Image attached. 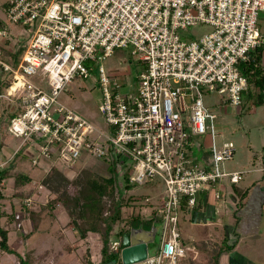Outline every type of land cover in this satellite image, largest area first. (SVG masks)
Here are the masks:
<instances>
[{"label": "built area", "instance_id": "built-area-1", "mask_svg": "<svg viewBox=\"0 0 264 264\" xmlns=\"http://www.w3.org/2000/svg\"><path fill=\"white\" fill-rule=\"evenodd\" d=\"M5 13L10 23L33 27L14 64L5 60L10 30L0 25V83L21 108L8 132L38 151L33 165L58 162L70 170L89 154L114 163L119 177L128 173L131 185L160 179L165 191L151 216L162 224L161 247L143 264H179L192 251L179 230L183 206L194 209L203 191L219 199L224 179L238 184L245 174L225 170L236 147L217 143V115L203 96L216 92L227 105L243 104L249 83L239 66L264 44V0H11ZM199 25L212 32L189 39V28ZM118 48H132L145 64L137 85L105 69ZM96 68L108 132L59 101ZM195 151L208 156L199 160ZM6 164L0 160V173ZM120 246L111 243L114 251Z\"/></svg>", "mask_w": 264, "mask_h": 264}, {"label": "rangeland", "instance_id": "rangeland-1", "mask_svg": "<svg viewBox=\"0 0 264 264\" xmlns=\"http://www.w3.org/2000/svg\"><path fill=\"white\" fill-rule=\"evenodd\" d=\"M10 1L11 0H0V22L10 30V41L8 42L9 51L7 50L5 53V56L7 57L5 58V60L12 63L9 57L20 50L24 52L31 37V34L28 32V30L30 28L33 29V27L20 26L12 24L8 21L5 13V8ZM260 28L262 32H264L263 13H261L260 15ZM210 32H212V28L207 25L191 27L189 28V33L191 35L188 38L194 40ZM103 65L108 74L118 77L123 81L124 84H127L129 83V81H131L134 85H137V78L145 67V64L143 62L132 55V48L116 49L111 57H108L103 61ZM2 78L5 82L8 80L7 75L2 76ZM124 91H127V89H124ZM5 94L6 93L4 92V95L0 96V124H2L3 128L2 140L8 144L12 142L14 144L13 147H16L17 144L21 143V140L15 138L8 132V126L10 119L20 112L19 105L17 103V100L8 99ZM102 97L103 93L99 84V71L98 68H96L94 72H92V76L90 79L77 77L71 84H69L67 90L61 93L59 101L81 116L88 119L99 129H103L104 131L108 132L109 126L106 123L104 115L99 108ZM255 97V93H252L251 96L244 93L242 97L243 104L240 107H233L227 105L225 103V99L221 98L218 93L204 92L203 98L206 106H208L210 110L217 115V143L222 144L223 142H230L233 143V145L236 147L234 158L232 160H227L224 163V168L228 172L237 170L239 171L243 170L244 168L251 169L255 167H261V161L264 157V103L262 105H256L255 101L257 98ZM206 137V143L208 146H210L211 139L209 136ZM195 154L196 156L198 155L197 158H199V155L201 153L199 151H195ZM106 162L107 161L103 159L93 158L89 154H85L84 158L81 159V162L78 165H75L70 170H67L63 167L62 168L67 174L66 178L69 181L75 182L80 179H90V177L94 175H97L99 177L110 176L111 174L108 172ZM56 163L57 162L41 161L37 165L32 164L33 167L43 168L48 171V174H46L44 178H42L43 173L39 171L34 173V170H31L29 168L25 170L28 174L35 176V178H33L32 180V183L28 184L25 187V191H23V196L21 197L23 201H21L20 205L22 207V210H24L23 216L25 215V227H28L29 225L31 226L29 220H31L32 223L34 222L36 224L38 221H40L41 215L45 213L43 227L46 229L51 228L55 224V221L54 223L52 221V218L54 216L51 215H54L53 212L48 216L49 211L46 210L48 201L54 199L66 190L74 192L77 189V187H70L69 185H67V182L63 181L60 175L54 172L55 170L53 169L56 168L53 167V165H55ZM119 176L120 175H118V177ZM252 177L253 176H250V174H247L245 172V180H248ZM124 178L125 176L120 177L117 180L120 198H122L124 202V218L127 219L131 216L135 217L138 215L140 221L137 222L136 227L145 229L151 228L152 222H149L146 216H140V211L144 207L152 209L154 205H156V203L158 204L160 202V199L165 191L164 183L160 179H155L143 185H132L127 189L124 186ZM243 180L240 183L236 184V186L242 187V185H244ZM222 182L225 184V186L228 187V191L223 192L222 199L220 200L222 206L219 210L218 222L222 224L221 226L204 227L191 225L193 223H191L187 218L185 219V216L187 215L184 212H181L179 220V230L182 235V240L185 242L186 247L194 246L195 249L187 254V257L185 259L180 260L179 264H210L209 260L211 259L213 253H215L213 251L211 252L210 250H213L215 246L218 247V244L214 245L207 243L209 237L211 236L213 238V241L219 242L220 238H225V226L230 225V222L234 221L231 211L232 208L230 206H234L231 190L234 186L226 179H224V181ZM1 188H3V190H6L7 194L12 195L10 199L18 197L17 195H20V193H17L14 190L12 191V185L6 184V186H3ZM146 197H149L151 199V202L149 204H144V199ZM27 198L32 199V207H28L24 202ZM60 209L64 210L63 207H60ZM33 213L35 215H38L36 216L38 217V220L33 219ZM3 215L7 214H4V212H0V217H2ZM21 220H24V218ZM21 220H19V222H21ZM10 222V224H12L13 221ZM51 223L53 225H51ZM10 224L8 226H10ZM60 224H62L63 228H67L70 225H67L66 222H60ZM121 226H123V223L119 224L116 229L118 230ZM157 227L159 229V232L157 233L155 243L157 246H160L162 224L157 223ZM203 243L210 244L209 246H206L207 249L209 248L210 250L205 251L199 249L200 247L197 248L198 245ZM247 243L252 245V254H254L255 256H253L250 251L247 250ZM240 246L239 249L242 253H250L252 255V258L257 260L259 264H264L263 254L258 255L261 251H259L258 248L262 247V250L264 251V233L260 234V236H252L250 238L248 237L244 241L243 246ZM208 251H210L211 254H209ZM97 252L100 253V250H95V253L93 254H95V256H99ZM3 254L4 252L0 250V256ZM153 254L154 253H152V255ZM30 255H28L25 259H28ZM84 256L83 257L86 260L84 264H88L87 259L90 255H85L84 253ZM81 257L82 256L79 255V258ZM18 261L19 260H17V262L11 261V264H18ZM41 264H43V262Z\"/></svg>", "mask_w": 264, "mask_h": 264}, {"label": "crops", "instance_id": "crops-1", "mask_svg": "<svg viewBox=\"0 0 264 264\" xmlns=\"http://www.w3.org/2000/svg\"><path fill=\"white\" fill-rule=\"evenodd\" d=\"M0 25L3 24L0 22ZM262 65L264 67V54ZM19 111H21L20 107ZM2 131V124H0V160L7 163L4 170L8 169L7 178L3 179L0 184V192L2 193V197H0V212H4V214H7L3 215L0 218V227L8 231L9 247L13 251L19 253L24 258H27V256L31 254L29 256V261L31 264H33V261L34 264H41L42 262L43 264H84L86 261L84 259V253L85 255H90L87 259L88 264H101L102 240L100 235L91 232L87 235L86 238H81L75 227L70 223V218L66 210L60 209V207H62L60 205H58V208L53 211L54 215H51L54 216L52 218L53 223L55 221L54 225L51 223V225H53L51 228L46 229L43 227L45 213L41 215L42 219L40 218V221L36 223L37 225L34 222L32 223L31 220H29L31 226L29 225L30 227H25V215L23 216L24 210H22V207L20 205L21 201H23L21 197L23 196V191H25V187L28 184H31L33 178H35V176L28 174L25 170L29 168L31 170H34V173L39 171L43 173L42 178H44L46 174H48V171L43 168L33 167V160L38 156V151L36 149L21 147L22 143L17 144L16 147H13L14 144L12 142L10 144L5 143L2 140ZM200 153L201 154L199 155V160H203L208 156V153L206 152ZM53 167H55L59 173H62L65 176L67 175L58 162L53 165ZM263 168L264 157L261 161V167H255L251 169L244 168L243 170H239L242 172H246L247 174H250V176L253 177L249 178L248 180L246 179L247 181L243 177L244 185H242V187H238L236 186V184H233L234 187H232L231 190L234 206H230L232 208L231 211L234 221L230 222V225L226 224V230L224 231L225 238H220L218 242L213 241V238L210 236L207 243L214 245L218 244V247L215 246L213 250H210L209 248L207 249L206 246H209L210 244L203 243L197 246V248L200 247L199 249L205 251L210 250L211 252H215L222 244L220 242H223L224 240H227L229 245L236 244L235 249L232 252L225 253L221 256L220 264H259L257 260L252 258V255H255L252 254L253 249L251 244L247 243L246 248L248 247L247 250H249L252 255L247 252L245 254L242 253L239 249V246L241 244L240 247H242L244 241L248 237L250 238L252 236H260V234L264 233ZM107 169L109 168L107 167ZM18 173L30 177L31 182H29L26 186L24 185L16 189L15 175ZM6 184L12 185V191L14 190L17 193H20V195L15 194L18 197L10 199L12 195L7 194L6 190H3V188H1L3 186H6ZM216 188L217 191L221 193V197L219 199L215 197V193L213 192L214 190L203 191L200 193L198 197L197 206L194 209H189L187 208V206H183L182 212L187 215L185 216L184 214L185 219L187 218L191 223H193L191 225L204 227L222 225L220 222H218L219 210L222 206L220 200L222 199L223 192L228 191V187L225 186L220 189L218 186ZM239 191H247L243 207H240L238 205L241 198ZM157 205L158 204L156 203L154 207H156ZM154 207L152 209L144 207L140 211V216H146L148 220H151V228L145 229L136 227L135 229L130 230L131 233L133 230L143 231L139 234V239L143 241H149V243L147 244L149 249V256L157 255L161 247V244L160 246H157L155 243L159 229L157 227V223H154V217H152L153 215L151 216L152 212L153 214H155ZM49 215L50 214H48V216ZM23 218L24 220H21ZM19 220H21V222H19ZM10 221H13L12 224H10ZM60 222H66L67 225H70L67 228H63V223L60 224ZM9 224L10 226H8ZM182 242L183 245L186 246L183 240ZM190 248L192 250L195 249L194 246H190ZM258 249L259 251L261 250L260 254L258 255L263 254L264 256V251L262 250V247ZM95 250H100V253L97 252L99 256H95V254H93L95 253ZM210 251H208L209 254H211ZM152 253L154 254L152 255ZM79 255H81L82 257L79 258ZM17 260L19 259L15 254L4 253L0 256V264H11V261L17 262ZM144 261L135 264H143ZM210 261L211 259L209 260V263ZM123 264H125L124 261Z\"/></svg>", "mask_w": 264, "mask_h": 264}, {"label": "trees", "instance_id": "trees-1", "mask_svg": "<svg viewBox=\"0 0 264 264\" xmlns=\"http://www.w3.org/2000/svg\"><path fill=\"white\" fill-rule=\"evenodd\" d=\"M264 34V33H263ZM6 53V52H5ZM23 51L15 52L11 56L12 63H18L22 57ZM264 54V44L259 48L249 53L248 60L242 62L239 69L249 83V88L245 92L246 95L251 96L255 93L256 105H262L264 103V67L262 65ZM5 83H0V96L4 95ZM108 172L111 174L106 177H99L94 175L90 179H80L77 181H69L65 175L59 173L54 169L55 173L60 175L63 181L67 182L70 187H77L74 192L68 190L58 195L54 199L48 201L46 210L51 215L52 212L58 207L62 206L69 218L70 223L75 227L81 238H86L89 233H97L102 240L101 249V264H123L122 257V241L125 235H129L131 229L136 228L137 222L140 221L139 216H131L127 219L124 218L123 209L124 202L120 198L117 180L118 173L116 167L113 164L107 163ZM8 176V169L0 173L1 181ZM125 187L128 189L132 185L129 182L128 173L125 175ZM31 182V178L23 174L15 175V188L18 189L22 186H26ZM240 192V201L238 205L243 207L244 199L246 198L247 191ZM0 197L2 193L0 192ZM34 214V213H33ZM32 214V215H33ZM38 215H33V219H37ZM1 218V217H0ZM151 222V220H148ZM118 230L116 227L122 224ZM113 241H120L121 246L118 251L111 249V243ZM236 244L229 245L227 240H224L220 247L211 257L210 264H220L221 256L225 253L232 252L235 249ZM0 250L4 253L15 254L19 259V264H31L29 259H25L19 253L13 251L8 245V231L0 227Z\"/></svg>", "mask_w": 264, "mask_h": 264}, {"label": "water", "instance_id": "water-1", "mask_svg": "<svg viewBox=\"0 0 264 264\" xmlns=\"http://www.w3.org/2000/svg\"><path fill=\"white\" fill-rule=\"evenodd\" d=\"M141 230H133L129 235H125L122 241V257L125 264H135L142 262L149 256L148 243L139 239ZM155 239V238H154Z\"/></svg>", "mask_w": 264, "mask_h": 264}]
</instances>
